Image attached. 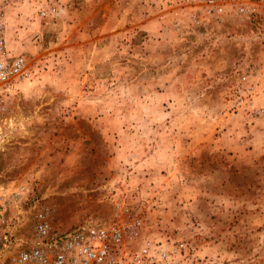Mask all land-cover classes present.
I'll use <instances>...</instances> for the list:
<instances>
[{
    "label": "rangeland",
    "instance_id": "rangeland-1",
    "mask_svg": "<svg viewBox=\"0 0 264 264\" xmlns=\"http://www.w3.org/2000/svg\"><path fill=\"white\" fill-rule=\"evenodd\" d=\"M0 3L31 73L0 134V190L26 192L9 214L18 237L35 206L62 232L138 217L142 237L192 245L194 264H264V13Z\"/></svg>",
    "mask_w": 264,
    "mask_h": 264
},
{
    "label": "built area",
    "instance_id": "built-area-1",
    "mask_svg": "<svg viewBox=\"0 0 264 264\" xmlns=\"http://www.w3.org/2000/svg\"><path fill=\"white\" fill-rule=\"evenodd\" d=\"M200 8L195 23L199 16L264 13V0H203ZM4 26L5 7L0 3V134L7 100L31 76L25 57L8 49ZM25 193L22 185L0 190V264H194L192 245L183 239L142 237L138 217L129 224L117 221L62 232L52 230L49 212L35 206L28 219L30 230L18 237L19 225L9 214Z\"/></svg>",
    "mask_w": 264,
    "mask_h": 264
}]
</instances>
